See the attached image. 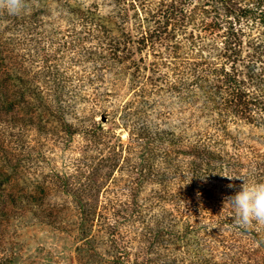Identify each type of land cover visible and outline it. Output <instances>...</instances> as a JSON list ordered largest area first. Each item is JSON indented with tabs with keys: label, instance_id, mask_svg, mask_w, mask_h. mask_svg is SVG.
Here are the masks:
<instances>
[{
	"label": "rangeland",
	"instance_id": "obj_1",
	"mask_svg": "<svg viewBox=\"0 0 264 264\" xmlns=\"http://www.w3.org/2000/svg\"><path fill=\"white\" fill-rule=\"evenodd\" d=\"M229 21L241 30L235 68L245 74L252 47L264 44V0H25L19 14L0 9V75L28 74L52 94L58 76L68 104L62 122L0 138V155L24 164L0 189V264H264V224L259 235L244 232L245 247L230 236L238 229L223 194L241 190V179L209 176L204 191L171 172L200 162L204 142L243 163L233 176L264 156V125L204 107L207 83L222 76ZM154 30L156 42L140 50L136 38Z\"/></svg>",
	"mask_w": 264,
	"mask_h": 264
},
{
	"label": "trees",
	"instance_id": "obj_2",
	"mask_svg": "<svg viewBox=\"0 0 264 264\" xmlns=\"http://www.w3.org/2000/svg\"><path fill=\"white\" fill-rule=\"evenodd\" d=\"M236 24H238V22L234 23V21H229L228 37L224 42L225 51L223 56L225 62L221 63L219 69L222 76L218 78L217 84H212V82L207 83V94L204 107L210 114L216 112L219 115H228L230 113L249 120L250 122L264 125V44H256L252 47L249 63L246 65V73H240L238 69L235 68V64L243 60L241 48L238 46V35L241 30L240 27H236ZM162 29L161 34L163 36L167 30L166 23H164ZM159 35L160 30L143 31L140 36L136 38L138 48L142 50L143 48L149 47L156 42ZM2 65H4V63L0 62V67ZM6 69L9 70L7 65ZM24 69L26 71V68ZM9 75L10 76L6 78L0 75V138L5 136L6 132L14 135L13 129L15 128L20 127L21 130L24 127L28 128V126H34L35 128L37 127V129H42L46 123L51 121L62 122L64 120L63 113L68 107V104L62 97L63 86L61 84H63V82L61 78L55 76L53 79L49 80L53 83L51 85L55 89V93L52 94L49 91L43 93L42 87L34 80L29 79L28 74L14 75L11 73ZM213 135L205 134V138H212ZM1 143L3 142H0V146H2ZM223 144V141L218 143L221 147H224ZM218 149L224 150L220 147ZM196 154L199 156L197 160L200 162H193L192 164L185 165V169L182 168L181 170L175 165L171 172H180L183 177H187L188 184L196 188H203L204 191L206 190V183H209V180L213 178H209V176L214 175V177L217 178L220 173L221 180L227 182L228 178L225 175L233 176L235 173L234 171L243 165L242 162L224 160L221 153L215 151L214 146L210 148L205 142L201 148L196 150ZM151 155L152 153L150 154L149 152L146 164H140L141 172H145L143 175H147L146 171H149L153 167ZM252 159L251 167L247 166L246 172L239 175L245 176L249 183H264V156H256ZM12 160L13 159L9 158L8 155H0V165L7 166V168H0V189L4 186L5 182L8 187H10V184L12 186L15 180L24 174L22 173L24 164H21L17 158L14 162H12ZM159 172H161V170H154L150 173L157 174L158 176ZM172 173L164 174L163 180L166 179L168 181L171 178H175L176 174ZM229 182L231 183V181ZM240 182L241 184L243 183L242 180H240ZM16 183H18V181ZM233 183L234 182H232V185H234ZM224 186L227 190H230L228 185L224 184ZM186 190L190 191L188 189ZM1 191L3 192L5 200L11 198V201H13L15 196H17L16 193L14 194L12 191L5 190L4 187ZM167 191L171 199L177 197L176 192ZM231 191L232 190H230V192ZM223 195L226 196L227 194ZM13 205L14 204H12V206ZM48 212H50L48 207L42 208L41 210V213L45 215ZM230 212L234 213L233 211ZM231 213L230 216H226V218H228L227 220L229 222L233 223L234 215ZM255 225H257V223H254L253 226L247 230L236 225L235 227L238 230H233L230 236L235 243L242 244V247H245V244H243L240 239L247 237H243L244 232H248V234H252L253 236L259 235L260 227L257 226L256 228L259 229L255 230ZM247 240H250L249 237ZM204 263L208 264L207 261Z\"/></svg>",
	"mask_w": 264,
	"mask_h": 264
},
{
	"label": "clouds",
	"instance_id": "obj_3",
	"mask_svg": "<svg viewBox=\"0 0 264 264\" xmlns=\"http://www.w3.org/2000/svg\"><path fill=\"white\" fill-rule=\"evenodd\" d=\"M24 8L25 0H0V9H6L11 15L21 13ZM225 176L230 180L239 178L243 181L241 190L224 198L223 209L230 207L234 211V223L246 230L254 223L264 224V183H249L245 176ZM228 187L234 185L229 184Z\"/></svg>",
	"mask_w": 264,
	"mask_h": 264
}]
</instances>
